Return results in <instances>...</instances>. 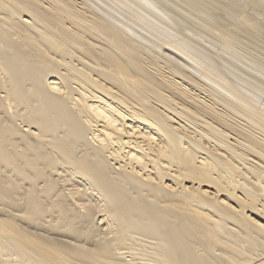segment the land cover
<instances>
[{
    "label": "bare ground",
    "instance_id": "bare-ground-1",
    "mask_svg": "<svg viewBox=\"0 0 264 264\" xmlns=\"http://www.w3.org/2000/svg\"><path fill=\"white\" fill-rule=\"evenodd\" d=\"M0 264H264V0H0Z\"/></svg>",
    "mask_w": 264,
    "mask_h": 264
}]
</instances>
